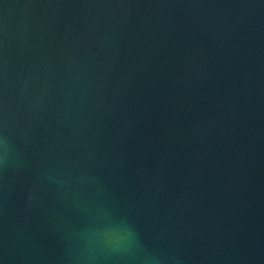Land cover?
Returning <instances> with one entry per match:
<instances>
[{"label":"water","instance_id":"obj_1","mask_svg":"<svg viewBox=\"0 0 264 264\" xmlns=\"http://www.w3.org/2000/svg\"><path fill=\"white\" fill-rule=\"evenodd\" d=\"M0 264H264V0H0Z\"/></svg>","mask_w":264,"mask_h":264}]
</instances>
